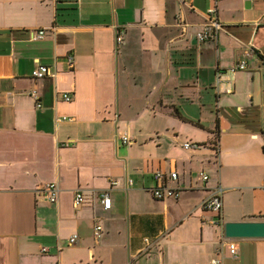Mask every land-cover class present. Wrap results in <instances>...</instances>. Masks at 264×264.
I'll return each mask as SVG.
<instances>
[{"label": "crops", "instance_id": "1", "mask_svg": "<svg viewBox=\"0 0 264 264\" xmlns=\"http://www.w3.org/2000/svg\"><path fill=\"white\" fill-rule=\"evenodd\" d=\"M206 93L209 124L177 99ZM156 170L177 172V199L153 197ZM227 221H264V0H0V264H264V237L228 238Z\"/></svg>", "mask_w": 264, "mask_h": 264}, {"label": "built area", "instance_id": "2", "mask_svg": "<svg viewBox=\"0 0 264 264\" xmlns=\"http://www.w3.org/2000/svg\"><path fill=\"white\" fill-rule=\"evenodd\" d=\"M214 8H209L206 12L207 19L209 22V26H211L213 29H220L221 28V23L218 22V20L214 17ZM46 31L44 29H40L37 31V33L33 36L34 38H42L44 37ZM197 37L200 40H205L211 37V33L209 30H204V31H199L197 33ZM116 40L117 42H120L122 40V32L117 33L116 35ZM67 60L69 62V65H73V55L68 54L67 55ZM246 67V61L245 59H240L233 64H231L227 69L224 71H218L216 75V88L217 91L219 92H231L232 91V77L234 73L237 70L244 69ZM50 74L49 67L46 65H38L35 69L32 70V76L34 78H40L45 75ZM31 94L36 98V92L33 90ZM61 96L64 100H70L71 95L68 92H62ZM37 105L39 106L40 103L37 102ZM65 118V117H64ZM121 140L123 143H129L131 142V139L127 135H122ZM183 146L185 148H188L190 146H196L195 143H191L189 141H186L183 143ZM152 176L154 179H162L164 182L161 185H157L151 189V193L153 197L157 199H164V198H173L177 199L179 194H180V188L176 185H167L165 183V180L168 179L169 181H175L177 179V172L170 171L167 175L162 173L161 171H154L152 172ZM200 177L203 181H206L208 179V175L201 171L200 172ZM116 182L114 181L113 184ZM46 191L47 198L49 202H55L58 197V187L54 182H48L46 183L44 187ZM222 191L221 186H217V188L213 189L209 195L202 201V206L205 209L213 210V211H220L221 206H222V201L220 197V193ZM83 194L80 191L75 192L74 198H73V203L74 205H78L81 202H83ZM101 204L104 209H109L111 207V198L109 196L108 191H105L101 195ZM102 230V226L99 223H96L93 227V235L95 238H98L100 236ZM77 235L73 234L69 237V243H72L76 240ZM228 249L230 255L236 256L237 255V245L234 241H229L228 243ZM45 250V248H43ZM219 260L217 258H213L211 260L212 264H217Z\"/></svg>", "mask_w": 264, "mask_h": 264}, {"label": "water", "instance_id": "3", "mask_svg": "<svg viewBox=\"0 0 264 264\" xmlns=\"http://www.w3.org/2000/svg\"><path fill=\"white\" fill-rule=\"evenodd\" d=\"M224 235L232 237H264V221H227Z\"/></svg>", "mask_w": 264, "mask_h": 264}, {"label": "rangeland", "instance_id": "4", "mask_svg": "<svg viewBox=\"0 0 264 264\" xmlns=\"http://www.w3.org/2000/svg\"><path fill=\"white\" fill-rule=\"evenodd\" d=\"M192 99H185V98H180L177 97L179 104L183 107V108H190L191 110H189L192 113H196L199 114V112H203L202 116H203V123L204 124H209L213 117V113H214V109H213V101H212V94L208 95L206 93V97H204L203 100H200L199 98H196L195 96L191 97ZM204 104L205 106L202 107V109L199 107V105Z\"/></svg>", "mask_w": 264, "mask_h": 264}, {"label": "trees", "instance_id": "5", "mask_svg": "<svg viewBox=\"0 0 264 264\" xmlns=\"http://www.w3.org/2000/svg\"><path fill=\"white\" fill-rule=\"evenodd\" d=\"M173 112L176 113V114H179L178 109L175 108V107L173 108ZM214 134H215V139H217L218 138V129L214 130ZM212 145H213L212 147H213L215 153H217V147L215 146L216 145V141H214Z\"/></svg>", "mask_w": 264, "mask_h": 264}]
</instances>
